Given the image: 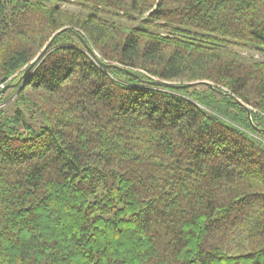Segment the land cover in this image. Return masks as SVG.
Instances as JSON below:
<instances>
[{
	"label": "trees",
	"instance_id": "1",
	"mask_svg": "<svg viewBox=\"0 0 264 264\" xmlns=\"http://www.w3.org/2000/svg\"><path fill=\"white\" fill-rule=\"evenodd\" d=\"M256 52L264 0H0V264H264Z\"/></svg>",
	"mask_w": 264,
	"mask_h": 264
},
{
	"label": "water",
	"instance_id": "2",
	"mask_svg": "<svg viewBox=\"0 0 264 264\" xmlns=\"http://www.w3.org/2000/svg\"><path fill=\"white\" fill-rule=\"evenodd\" d=\"M65 29L66 28H64L62 30H59V31H57L56 34H54V36L52 37V39L50 40V42L43 48V50L39 53V55L36 57V59L32 62L31 66L26 70V72L24 73L23 77L28 76V74L31 72L32 68L37 64V62H39V60H41L46 55V53L49 50V48L51 46V43H52L53 39L55 38V36L57 34H59L60 32H62L63 30H65ZM82 42H83V44H84V46L86 48H89L92 52H94L93 49L88 45L87 41L84 38H82ZM153 83L155 85H158V86H168V87H174V88H178V87H190V86H193V85H196V84H200V83L213 86L210 82H207V81H197V82L187 83V84L182 85V86H180L179 84L173 83V82L161 81V80H156ZM229 95L232 96L231 94H229ZM262 132H264V130H262Z\"/></svg>",
	"mask_w": 264,
	"mask_h": 264
},
{
	"label": "rangeland",
	"instance_id": "3",
	"mask_svg": "<svg viewBox=\"0 0 264 264\" xmlns=\"http://www.w3.org/2000/svg\"><path fill=\"white\" fill-rule=\"evenodd\" d=\"M256 57H260V58H264V55H262V53H260V52H256ZM13 99V98H12Z\"/></svg>",
	"mask_w": 264,
	"mask_h": 264
}]
</instances>
